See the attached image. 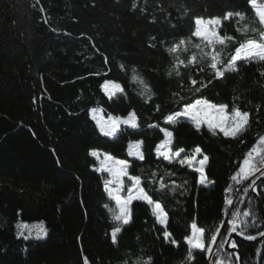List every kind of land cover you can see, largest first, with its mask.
<instances>
[{
	"label": "trees",
	"instance_id": "obj_1",
	"mask_svg": "<svg viewBox=\"0 0 264 264\" xmlns=\"http://www.w3.org/2000/svg\"><path fill=\"white\" fill-rule=\"evenodd\" d=\"M132 2L41 0L45 8L41 13L39 5L34 7L35 0H0V264H82L81 248L90 264H122L126 254L151 256L154 264H178L183 257L185 247L166 244L161 226H153L150 211L139 204L134 208V223L120 234L119 248L112 245L102 179L92 171L94 158L88 151L98 148L126 158V138L112 142L100 136L86 110L97 102L108 110L126 108L130 102L142 122V130L134 138L156 141L162 134L147 125L162 123V115L174 107L172 93L180 89L177 79L166 74L167 54L159 45L149 47L150 37L188 33L191 18H179L176 8L180 3H187L198 15L217 14L218 9L229 4L242 6L246 0H138L140 7L146 3L145 13L139 7L132 11ZM158 3L170 17L158 9ZM173 4L176 7L170 6ZM153 15L155 23L150 22ZM228 28L231 30V25ZM120 63L138 68L154 85L157 95L152 102L145 103L136 95L131 73L122 72ZM107 67H111L109 77L116 76L127 86L130 100L104 103L106 98L98 88L101 78L94 73ZM258 79L254 66H243L238 75L229 77L227 86L220 82L204 93L231 102L235 89L244 93L245 104L252 102L248 105L253 112L252 125L242 137L245 144L212 137L206 130L198 134L187 123L176 127L181 146L190 150L199 144L209 154L208 177L215 181L214 185L199 186L195 174L175 166L177 182L186 178L188 189L183 196L169 194L163 199L169 211V231L179 241L193 216L205 226L219 223L229 177L258 135L264 134V107L256 122L255 105L264 104V87L254 83ZM156 104L161 106L159 113ZM156 163L152 157L135 167L137 171L155 168ZM249 189L237 194L235 206L252 208L257 227L249 229V234L256 235L264 231V218ZM258 196L264 206V185L258 187ZM18 221H43L47 237L18 239ZM238 243L244 264H264V238L254 244Z\"/></svg>",
	"mask_w": 264,
	"mask_h": 264
},
{
	"label": "snow or ice",
	"instance_id": "obj_2",
	"mask_svg": "<svg viewBox=\"0 0 264 264\" xmlns=\"http://www.w3.org/2000/svg\"><path fill=\"white\" fill-rule=\"evenodd\" d=\"M36 5H39L41 13H45L41 0H35L34 7ZM170 6L176 7L175 4ZM138 7L141 13L147 11L146 3L145 7H140L138 0H133L131 10L135 11ZM157 7L168 17L171 16L162 3H158ZM176 10L180 19L191 18L188 33H174L170 38L152 36L149 43L151 48L159 45L167 54L169 66L165 69L166 74L177 79L180 89L172 93L174 107L162 115V123L157 121L147 125L149 130H158L162 136H158L156 141H149L145 136L134 138L141 132L142 122L130 102L126 108L112 110L97 102L86 110L88 116L100 136L110 138L112 142L119 141L121 137L126 138V158H119L103 149L91 148L88 151V155L94 158L91 169L100 174L102 179L103 193L106 195L103 208L112 224L110 239L113 246L119 248L120 234L126 230V226L134 223V208L139 204L150 211L153 226H161L166 244L177 249L185 247L178 264H241L239 243L232 239L233 234L249 241H255L257 236L264 238V231H258L256 235L249 234V229L257 227V216L252 208L242 210L235 206L237 194L240 191L246 194L249 188L255 190L256 181L264 177V134L258 135L255 143L244 153L237 170L229 177L230 183L224 189L222 218L218 224L205 226L199 222L198 216H193L186 225V234L179 241L169 231V211L163 197L169 194L173 197L177 194L183 196L188 189L186 178L177 182L179 173L175 166L195 174L199 186L207 187L215 183L208 177L210 156L206 150L199 144L190 150L180 145L175 131L179 124H189L198 134L206 130L212 137L239 141L241 145L246 143L242 137L252 125L253 112L248 107L252 102L245 104L244 93L236 92L235 89L231 102H222L204 93L220 82L227 86L229 77L238 75L243 66H254L259 76L254 83L264 87V0H246L242 6L229 4L218 9L217 14H193V9L187 3H180ZM43 19L48 23L47 15ZM150 22H156L155 15ZM228 25H231V30ZM171 27L175 29L176 25L172 24ZM92 46L96 47L95 44ZM103 60L107 65L108 57L104 56ZM119 68L125 74L131 73L130 82L136 86V95L145 103L152 102L157 92L138 68L123 63L119 64ZM110 72L111 67H107L103 72L94 73L101 78L98 88L106 98L104 103L130 100L127 86L118 77H109ZM36 102L37 98L33 97V103ZM262 107L264 104L255 105L257 123ZM155 111H161L159 104L155 105ZM32 134L36 135L35 132ZM152 157L157 162L155 168H140L137 171V162ZM246 182L247 186L241 188ZM47 235L48 228L43 221L33 224L18 221L16 224L18 239L42 240ZM226 246L234 251H227ZM81 254L82 264H90L82 248ZM256 254L261 255V250L256 249ZM122 264H154V261L151 256L141 254L133 258L126 254Z\"/></svg>",
	"mask_w": 264,
	"mask_h": 264
},
{
	"label": "water",
	"instance_id": "obj_3",
	"mask_svg": "<svg viewBox=\"0 0 264 264\" xmlns=\"http://www.w3.org/2000/svg\"><path fill=\"white\" fill-rule=\"evenodd\" d=\"M261 185H264V177H261V179H258L256 181L255 190L250 188L249 192H250V194H252L255 197L257 205H258V208L260 210V213L262 214V216L264 218V206L262 205V202H261V200H260V198L258 196V187L261 186ZM232 239H235L237 241H240V242H243V243H247V244H254L255 242L261 240L262 238L261 237H257V239L255 241H249V240L244 239L243 237H239L236 234H233ZM226 249H227V251H234V250H232L230 248H227V246H226ZM241 257H242V254H241ZM241 264H244L243 257L241 259Z\"/></svg>",
	"mask_w": 264,
	"mask_h": 264
},
{
	"label": "rangeland",
	"instance_id": "obj_4",
	"mask_svg": "<svg viewBox=\"0 0 264 264\" xmlns=\"http://www.w3.org/2000/svg\"><path fill=\"white\" fill-rule=\"evenodd\" d=\"M249 191H250V189H249Z\"/></svg>",
	"mask_w": 264,
	"mask_h": 264
}]
</instances>
